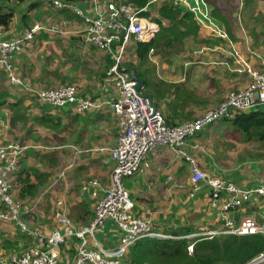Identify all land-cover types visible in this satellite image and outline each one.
<instances>
[{"label":"crops","instance_id":"obj_1","mask_svg":"<svg viewBox=\"0 0 264 264\" xmlns=\"http://www.w3.org/2000/svg\"><path fill=\"white\" fill-rule=\"evenodd\" d=\"M24 2L25 0H23ZM207 2L214 20L222 28H227L230 38L229 43L221 40L207 41L194 44L196 48L192 50V47L185 45V39L183 44H177L175 47L178 48V53L183 50V55L189 54L192 57L186 58L182 55L179 59H164L160 53H157L160 48H154V53H150L149 56V65L151 64L156 71L158 66V71L162 77L156 75L158 80H155L154 76L153 81H158L159 86L156 89L157 95L150 97L153 100L155 99L156 105L171 124L183 123L186 122L184 120L189 119L191 121L192 116L194 118L201 115L222 103L233 91L232 89H242L251 82V77L248 74L236 71L240 68V65L237 64V59L230 57V51L233 48H236L243 56L245 55L252 66L259 70L264 69V0H207ZM228 3L234 4L232 8L227 6ZM35 4H37L36 8L40 9L35 10L32 18H29L28 15L24 18V12L20 15L18 11V17L15 14L8 29L0 28V40H9L19 35L24 29L32 27L35 23H40L45 27L36 36V42L26 45L22 52L13 58L15 67L28 86L37 92L50 89L49 87H59L56 86L59 84L74 85L83 97L91 96L101 100H110L113 97V92L108 89L109 86L105 82V73L111 62L110 55L105 51L85 44L87 48L97 54L96 57L91 58L97 66L90 67L86 63L88 59L86 53H83V55L76 54L75 56L69 53L70 51H84L79 45L80 41L76 38L77 34H71L64 30L51 31V28H48L69 17L67 16L69 10L55 9L54 6L50 7L45 0H38ZM14 5L12 2L11 4H3L7 8L11 6L10 9L13 10ZM76 6L86 9L88 4L82 2ZM17 8L22 10V8ZM69 12L76 16L72 11ZM77 18L82 21V32L84 30L83 19L78 16ZM164 24L168 26L169 22ZM201 31L204 34H209L207 30ZM69 35L72 36L67 37ZM48 42L58 43L49 46L46 57L33 55L36 54L37 48L42 43ZM53 58L56 59L57 65L55 67L49 65V69L43 68L44 64ZM69 59L76 65L70 63ZM79 68L82 69L84 74L77 73L75 69ZM0 73L4 75L3 80L5 83L10 86V88L6 87V89L1 90L0 96L3 93H13L20 88L11 85L4 72L0 71ZM70 74H74V76L70 77ZM186 74H188L187 78ZM174 75H177L175 81H170ZM68 79L74 82L69 83ZM170 83H174L171 89L168 88ZM94 88H96V92L93 90ZM145 89L146 86L144 85V92ZM23 91L30 93L27 90ZM8 96L6 98L8 103L17 102L16 100L9 101V98L14 95ZM33 98L34 106L24 108V110L20 109L23 113L19 114H26L30 110L33 115L32 124L27 121L29 123L24 125L23 130L16 129V126H14L22 118L14 116V111L11 108H9V114H6L5 119H3L4 121L0 120V139L23 142L29 147L21 160L20 172L36 169L40 174V178L34 176L30 178V180L32 179L31 184L37 186L34 191L35 194L22 198V188H19L20 181L18 182L17 178L19 172L16 176L14 197L19 201L29 202L32 199L39 198L40 194L44 193L43 189L49 186L46 180L50 177L48 174L50 170L44 168L42 158L45 162L54 155L65 163L70 162L71 159L74 161L75 157L77 166L73 170L72 176L69 173L68 178L74 176L72 180L77 181L81 186L69 190L70 194L66 195V197H69V204H63L58 209L60 210L58 214L68 215L78 226H87L95 218V207L104 196L111 182V174L115 167L112 163L111 151L117 145L120 131L117 118L111 112L109 106H106L108 108H104V106V109L102 108L99 111L77 114L73 106H66L60 110L48 103L38 101L35 96ZM260 109L264 110V105L258 110ZM38 117H45V124L39 123L36 120ZM50 120L53 122L61 120V128L59 127L60 129L57 128L54 131L53 123ZM225 121L215 123L203 133L191 139L187 146L189 150L193 151L192 153L195 155V152L197 153L199 150H192V145L199 144L201 146L203 136L217 124L222 123L224 126ZM70 122H75L76 125H69ZM67 124L68 126L65 129ZM59 131L62 139H64V135L68 140L71 137L76 139V154H70L67 152L68 150H64L68 149L67 145L49 146L47 142L51 143V140L55 138V133ZM21 132H24V137L17 140L18 134ZM41 137H44L45 143L39 140ZM40 146L45 149L38 148ZM196 156L201 170L223 176L246 187L257 185L263 175V169H255L254 167L258 162L240 166L234 164L237 166L236 168H239L235 171H228L223 162V166L213 160L206 163L202 160L203 156L197 154ZM149 162L150 168L130 179L127 186V188H130L129 191L135 201L138 216L151 219L160 230L186 224L192 220V216L194 218L198 217V224H201V221L208 222L207 225L215 224L214 215L210 211L206 199L208 187L204 186L201 191L193 197L191 196L193 174L190 164L176 158L174 153L166 148H159L151 153ZM157 167L161 168L160 172L157 171ZM187 172H189V176ZM169 176L172 177L171 181L168 180ZM90 181H96L98 186H87ZM188 186L190 188H187ZM183 199L184 203L182 202ZM39 200L41 201V199ZM187 203H189L188 206H186ZM39 206L36 208V214L38 211L42 212L40 216H37L42 220H46V214L43 211L44 204ZM251 206L254 207L252 208L254 210L253 217L261 220L264 217V207L261 209L257 203ZM26 219L32 227L47 226L53 228L56 225L57 216L54 217L53 221L44 223L32 221L31 216ZM97 237L104 247L115 249L120 244L121 232L117 225L109 220L104 228L98 232ZM34 244V239L23 233L16 223L10 221L0 222V255L4 257L5 261H12L16 255Z\"/></svg>","mask_w":264,"mask_h":264},{"label":"built area","instance_id":"obj_2","mask_svg":"<svg viewBox=\"0 0 264 264\" xmlns=\"http://www.w3.org/2000/svg\"><path fill=\"white\" fill-rule=\"evenodd\" d=\"M49 2L57 9L71 10L81 17L86 25L82 31L85 42L110 55L105 82L113 97L100 101L91 96H81L74 85H61L35 92L36 98L55 108L73 106L80 114L109 105L120 130L117 145L111 151L116 164L110 185L97 203L95 218L89 225L78 226L68 215L58 214L55 227L36 228L30 226L26 218L35 213L37 205H25L14 197L16 176L29 147L18 141L0 139V222L16 223L23 233L35 241L33 246L16 255L12 261H5L0 255V264H63V254L67 255L70 249L73 256L66 264H127L125 258L129 248L140 239L167 237L156 230L151 219L137 215L135 201L124 183L125 178L147 171L150 168L147 158L159 148L169 149L176 158L190 164L193 174L192 197L204 186L209 188L208 204L219 228L204 227L192 237L264 234V217L261 220L253 216L243 217L238 224L230 215L232 210L255 201L261 209L264 207V173L257 185L243 186L201 170L196 154L187 147L191 139L215 123L258 110L264 105V69L252 66L245 55L233 48L230 57L237 59L240 65L236 71L248 74L251 82L242 89L230 92L222 103L194 120L171 124L155 101L144 93V85L138 90L139 83L134 80L137 74L126 63L132 39L150 42L160 32L158 23L142 15L150 12L152 5L161 6L169 2L174 8L192 13L200 28L229 42V34L214 20L207 0H151L142 8L134 3L116 0H91L84 2L88 4L86 9L63 0ZM43 29L44 26L37 23L12 39L0 40V71L5 73L11 85L29 87L15 67L13 58ZM50 30L58 31L56 28ZM150 53L153 54L154 50ZM198 148V144L192 145V150ZM256 164L264 166V162ZM156 169L161 171V168ZM168 180L171 181L172 177L169 176ZM87 186H98V183L90 181ZM109 220L121 232L120 244L115 249L104 247L97 237ZM193 252L194 246L191 245L189 253ZM247 264H264V253Z\"/></svg>","mask_w":264,"mask_h":264},{"label":"trees","instance_id":"obj_3","mask_svg":"<svg viewBox=\"0 0 264 264\" xmlns=\"http://www.w3.org/2000/svg\"><path fill=\"white\" fill-rule=\"evenodd\" d=\"M14 1L16 4H23V0H0V28L8 29L12 24L15 12L10 9L11 7L7 8L3 6V4ZM63 1L68 4L77 5L78 3L91 0ZM116 1L120 3H134L142 8L148 5L151 0ZM152 9L157 10V16L153 19L151 18V21L160 25V32L150 42H140L132 39L126 57V63L135 71L138 77L144 80L143 84L145 86L146 83L149 84L154 78L155 68L151 64L149 65V56L152 49L169 48V51L172 52L174 48L177 52L178 48H175V45L183 44V41L189 38L190 35H192L194 39H203L205 37L207 41H215L211 35L202 33L192 13L185 12L180 8H174L169 2L163 6L155 5ZM142 15L147 18L151 16L150 12ZM165 22H169V25L165 26ZM225 30L227 31V28ZM34 41L35 40L32 42ZM84 43L87 44L85 39ZM128 59L131 61L135 60V62H129ZM8 95L9 93H3L2 96H0V106L8 105L13 111L18 112L20 101L8 103V101H6ZM148 95L152 96L150 94ZM57 109L61 110V108ZM77 114L80 113L77 112ZM36 120L41 124H45V117H38ZM228 121H230L235 129L245 136L246 141L264 142V110L260 109L247 114L237 115L235 118ZM50 122L53 123L52 125L54 128H59L62 125L61 120L58 122L50 120ZM254 167L255 169L261 168L264 170L263 164H256ZM32 176L40 178V174L36 169L23 170L17 177L18 182L20 181L19 188H22V198L35 194L34 191L37 186L31 184L32 179L30 180V178ZM207 189L208 193L206 199L208 201L209 188ZM255 203L258 202L255 201ZM252 204H254V202L245 204L244 207L238 208L237 210H232L230 215L234 217L239 224L243 217L254 215V210L252 209L254 207L251 206ZM255 218L259 220L257 217ZM198 220V217L194 218V216H192V220L188 221L186 224L167 227L165 230L156 228L157 231L167 237L140 239L129 248L125 262L127 264H247L264 253V234H227L214 236L213 238H210V236L192 237L201 227L214 229L218 226L214 223H212V225H207L208 222L206 221H201V224H198ZM191 245L194 246L193 254L189 253V247ZM70 251H72L73 254V250L71 249L68 250L67 255L63 254V264H66V261L73 256L69 254Z\"/></svg>","mask_w":264,"mask_h":264},{"label":"rangeland","instance_id":"obj_4","mask_svg":"<svg viewBox=\"0 0 264 264\" xmlns=\"http://www.w3.org/2000/svg\"><path fill=\"white\" fill-rule=\"evenodd\" d=\"M45 1L50 7L52 6V4L49 2V0H45ZM37 2H38V0H25V2L23 4H16L15 1L12 2V4H15L13 7H14V12H15L16 16L18 17V11H19L20 15L24 12L23 13L24 18L27 15L29 18H32L35 10L37 11L40 9V8H36L37 4H35V3H37ZM163 5L164 4H162L161 6H163ZM233 5L234 4H231V3L227 4V6H229L231 8ZM154 6L155 5H152V7H154ZM9 7H11V6H9ZM17 7L22 8V10H19ZM150 14H151V16L148 19L155 18L157 16V10L152 9L150 11ZM67 16H69V17L62 19L61 21L53 24V26L48 27V28H56L58 31L64 30L65 32H69L71 34L76 33L77 34L76 38L78 39V41H80L79 45L84 51H82V52L70 51L69 53L73 54L74 56L76 54L83 55V53H86L88 56L86 63L90 67L97 66V64H95L93 62V60L91 59L92 57L97 56L96 52L91 51L90 48H87L85 46L83 33L81 32L82 27H83L82 21L80 19H78L77 16H74L72 13H70L69 11L67 12ZM85 27H86V25L84 23V28ZM200 29L203 30L202 28H200ZM209 35H211L214 40H221L222 42L229 43L227 40L221 39L220 37H218V36H216L210 32H209ZM70 36H72V35H69L67 37H70ZM229 40H230V38H229ZM35 42H36V40H35ZM184 42H186L185 45H187V47H192V50H193L196 48V46L194 44L204 43V42H207V40L205 37L203 39H201V38L194 39V38H192V35H190V37L187 38ZM53 43H58V42L42 43L41 46L37 48L38 50L36 51V54H33V55L34 56L43 55L44 57H46L49 46ZM174 51H175L174 48L172 49V52L169 51V48H160L157 53H160L164 57V59H171V60L179 59L184 53L183 50L180 51L182 54L178 53L176 51L174 52ZM188 52H190V51L188 50ZM183 56L186 58L192 57L189 54H185ZM67 61H68V59H67ZM69 61H70V63H73V62H71L72 60L69 59ZM128 61L134 62V60L131 61L130 59H128ZM49 65H53V67H55L57 65L56 59L55 58L50 59L48 61V63L44 64L43 68L49 69ZM73 65L75 66L76 64L73 63ZM85 66L87 67V65H85ZM75 70L77 71V73L84 74L82 69H80V68L75 69ZM158 70H159V67L157 66V71L155 69V72H154L155 80H158L156 75H158V77L160 76V73ZM19 74H21V73H19ZM72 76H74V74H70V77H72ZM75 76H76V74H75ZM176 76L177 75H174L170 81H175ZM187 76H188V74H186V78H187ZM3 79H4V75L2 73H0V91L6 89V87L10 88V86L7 85ZM68 82L72 83L74 81H71L68 79ZM60 85H63V84H59L56 86H60ZM168 85H169L168 88L171 89L172 86H174V83H170ZM158 86H159L158 81H152L151 80V82L149 84L146 83V89H145L144 93L150 94V95L155 97L157 95L156 89ZM49 88H51V87H49ZM19 89L15 90L13 93H11V92H8V93H9V95H14L13 97L9 98V101H14V100L20 101V103L18 105V107H20V108H18L19 111L18 112L14 111L13 114H14V116H16V117L19 116V118H22V119H19V123H15L14 126H16V129L23 130V127L25 124H27L29 122L32 124L33 115L31 114L32 111H30V110L27 111L26 114H19V113H23V111H20V109L24 110V108H28V107L31 108L32 106H34V102H33L34 98L33 97L34 96L36 97V94H35V90H32V88L30 86L27 88H22V89L27 90L28 92H30L32 94L25 93L23 90H21V89L19 90ZM93 90L96 92V88H94ZM232 90L234 91V89H232ZM96 99H98L100 101H108V99H106V100H101L100 98H96ZM106 106H109V105H105L104 108H108ZM9 108H10L9 106L8 107L0 106V117H3L0 119L1 121H4L3 119H5L6 114H9ZM109 108H110V106H109ZM101 109H99V110H101ZM99 110H96V111H99ZM111 112H112V110H111ZM198 116L199 115L195 116L194 118L192 116L191 120L195 119ZM27 121H29V122H27ZM184 121H190V119L184 120ZM224 123H225L224 126L222 125V123L213 126L203 136L202 143H200L201 146H199V148L197 149L199 151H197V153L195 152V154H197L199 156H203L204 158L202 160L205 161L206 163H209L211 160H213L214 162L222 165V162H223L224 163L223 165H226V167H227L226 169L228 171H235L239 168V167L238 168H236V167L240 166V165H249L253 162L255 163V162H259V161H264V142H260V141L248 142L245 140V136L243 134H241L237 129H235L231 125L230 121L227 120ZM68 124L69 125H76L75 122L74 123L70 122ZM68 124L65 126V129L67 128ZM60 128H58V129H60ZM56 129L57 128H54V131ZM55 134H56L55 138L51 140V143L47 142L49 144V146L59 147L61 145H67L68 149L66 148L64 150H68L67 152H69L70 154H76V152H77L76 146H75L76 145V139L71 137V139L68 140L66 138V135H64L65 137H64V139H62L60 137V131L55 133ZM23 137H24V132H21L20 134H18L17 140H21V139H23ZM39 140H41L45 143L44 137H41ZM20 143L24 144L23 142H20ZM38 148L45 149L42 146H40ZM48 152H52V151H48ZM52 156L54 157V159H53V157H49L45 162L43 161L44 159L42 158V164H43L44 168H48V170H50L48 172L50 177H49V179L46 180L47 184H49V186L43 189L44 193L40 194L39 198H35V200L32 199L29 202H24L25 205H37V206H39L40 204H44L43 211L46 214V220H42L41 218L38 217L42 214V212L38 211L36 214V211H35V213L33 215H31V220L34 222H38V223L53 221L54 217L58 216L57 214L60 211L58 209L61 208L63 206V204H69V201H68L69 197H66L67 194H70L69 190L75 189V188H78L79 186H81V184H79L77 181L72 180L74 176L72 178L70 177L71 179L68 178L69 173H71L70 176H72L73 170L77 166V163L75 161V157H74V161H73V159H71L70 162L64 163L63 161L58 159V157H55L54 155H52ZM150 156L147 158L148 161H150ZM196 158H197V156H196ZM112 163L115 166V164H116L115 160H113ZM234 164H236L237 166ZM234 168H236V169H234ZM187 175L189 176V172H187ZM132 178H135V176L125 178L124 183H125L126 188L129 185V180ZM43 183H44V180H43ZM187 188H190V186H188ZM47 189H49V190H47ZM127 189L130 190L129 187ZM186 197H187V195H186ZM39 199H41V201ZM182 202L184 203V199L182 200ZM188 205H189V203L186 204V206H188ZM155 226L157 228V225H155ZM216 228H219V225L217 227H215L214 229H216ZM157 229H159V228H157ZM210 229H212V228H210ZM69 254L73 255L72 251H70Z\"/></svg>","mask_w":264,"mask_h":264},{"label":"water","instance_id":"obj_5","mask_svg":"<svg viewBox=\"0 0 264 264\" xmlns=\"http://www.w3.org/2000/svg\"><path fill=\"white\" fill-rule=\"evenodd\" d=\"M134 80H136L139 83L138 90H140L141 87L143 86V82H144L143 79L138 76H134Z\"/></svg>","mask_w":264,"mask_h":264},{"label":"clouds","instance_id":"obj_6","mask_svg":"<svg viewBox=\"0 0 264 264\" xmlns=\"http://www.w3.org/2000/svg\"><path fill=\"white\" fill-rule=\"evenodd\" d=\"M53 6V5H52ZM60 10V9H59ZM37 24V23H36ZM40 24V23H39ZM35 25V24H34ZM41 25V24H40ZM45 28V27H44Z\"/></svg>","mask_w":264,"mask_h":264}]
</instances>
